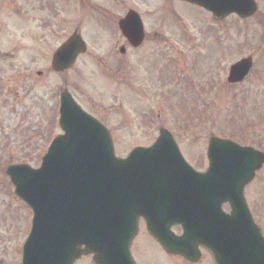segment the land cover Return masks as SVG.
<instances>
[{"label":"rangeland","instance_id":"obj_1","mask_svg":"<svg viewBox=\"0 0 264 264\" xmlns=\"http://www.w3.org/2000/svg\"><path fill=\"white\" fill-rule=\"evenodd\" d=\"M90 1L102 3L88 8L86 13L89 14H84L81 31L88 51L67 71V86L84 108L111 128L117 154L125 156L136 144L152 143L161 123L177 135L183 154L198 170L207 168L206 146L213 135L232 138L244 145H260L264 149V0H257L260 11L256 15L239 21L236 16H231L223 22L221 29L203 8L175 0H86V7ZM48 3L51 4L47 5L49 11H45L49 19L46 25L38 27L40 19L27 18H35L38 14L24 13L26 16L22 17L28 26L37 25L36 28L34 26L37 37H45L40 36L39 31L49 33L51 50H55L78 24V17H75L78 1L48 0ZM129 9L141 14L147 35L142 47L133 52V57L115 52L122 40L116 44L119 31L116 25L113 27L111 18L112 15L117 20L115 17H123ZM60 11L65 12L60 15L66 19V26L63 30L59 29L58 24L52 31L50 25L55 23L53 15ZM13 14L12 2L0 0V49L14 51V65L18 66V72H22L25 64L31 66L34 60L46 61L50 46L33 42L32 48L25 49L20 57V46L30 37L25 32L16 33L11 28L9 18ZM79 17H82L80 9ZM13 22L16 27L20 26V21ZM154 31L158 35H153ZM28 32H31L29 28ZM190 53V67L182 73L181 64L187 67L186 60ZM248 55L259 60L252 74L241 84L227 83L223 74H227L231 64ZM175 57H180L181 62ZM129 58L138 60L132 63V74L138 69L146 84L138 83L131 75L130 80L143 88L152 82L153 86L157 85L155 89L143 90V95L129 93L126 89V81L129 80L126 78L122 83L121 77L124 76L121 70H126V59ZM20 61L26 63L22 65ZM39 62L41 64L35 66H41L44 77H34L33 96L26 94L32 80H20L23 83L18 84L20 93L25 91V100L26 97L28 100L46 97L37 101L38 107L32 111L34 122L28 117L24 122L27 129L24 127V130L16 132L24 133L25 140L32 139L28 151L33 153L29 162L34 167L40 166L42 155L46 153L51 140L62 132L55 126L58 111L52 100L58 90L54 88L62 81L55 78L54 73L51 74L50 65ZM180 99L184 100L183 114L187 113L189 120H192L190 128L186 126V119L185 122L181 120L182 112L176 110ZM13 112L12 121L16 123L17 116L22 112L20 109ZM149 117L152 121H148ZM153 120H158V123ZM2 134L5 135V132ZM23 149L24 155H27L26 146ZM10 196L6 192L0 195V264H20L21 251L33 217L28 205ZM248 199L264 230V169L249 189ZM225 209L228 207L225 206ZM176 231L180 232L178 229ZM140 236L145 238L146 234ZM143 244L148 246L146 253L158 255L159 264H191L184 260L166 262L160 257L162 252L150 242ZM141 255L146 261V258H150L144 253ZM81 264L91 263L85 260ZM199 264L212 262L205 260Z\"/></svg>","mask_w":264,"mask_h":264},{"label":"water","instance_id":"obj_2","mask_svg":"<svg viewBox=\"0 0 264 264\" xmlns=\"http://www.w3.org/2000/svg\"><path fill=\"white\" fill-rule=\"evenodd\" d=\"M189 1L219 17L256 10L254 0ZM120 26L132 43L142 42L143 25L135 11ZM84 51L85 42L74 35L55 53L54 68L70 67ZM250 67V58L239 61L229 80H242ZM60 123L65 133L53 140L40 168L8 169L17 194L34 210L23 264H73L88 253L99 264H136L130 246L140 216L169 252L195 260L202 245L217 264H264V236L244 195L264 163L263 152L213 137L210 167L197 172L162 129L152 146L117 157L109 130L66 90ZM227 202L231 213L222 209ZM175 224L183 226L182 235L170 230Z\"/></svg>","mask_w":264,"mask_h":264},{"label":"flooded vegetation","instance_id":"obj_3","mask_svg":"<svg viewBox=\"0 0 264 264\" xmlns=\"http://www.w3.org/2000/svg\"><path fill=\"white\" fill-rule=\"evenodd\" d=\"M12 2L13 5V10L15 14H13L12 17L9 18L10 20V26L12 29H14V32L16 33H22L25 32L26 35L30 37L31 40H34L36 33H34V26L36 28V24L34 26H28L26 20L24 17V13H27L28 15L30 14H38L37 17L32 18V17H27L28 19H36L39 22L38 27H42L47 24V21L49 20L47 17V13L45 15V11L47 9V5L51 4L48 3V0H9ZM82 9V6L80 7ZM260 11V6H258V10L255 14H257ZM27 15V16H28ZM56 15V13L54 14ZM26 16V15H24ZM58 15L55 17L57 18ZM14 21H20V26L16 27ZM51 26V25H50ZM28 28L31 30V32H28ZM59 29H63L59 25ZM27 30V31H26ZM64 30V29H63ZM119 31V29L117 28ZM46 31H39V35L41 36H50L49 33L46 34ZM48 32V31H47ZM51 32V31H49ZM53 33V32H52ZM0 34L1 33V24H0ZM119 38L116 40L117 44L119 43L120 40H122L121 46H123L126 49V53H130L133 56L135 55V52L137 49L141 48V46L134 47L132 46L129 41L121 34L119 31ZM124 53V55H126ZM14 52L12 51H3L0 49V195H11L10 197L13 199V185L11 183L10 177L6 174V167L13 164V163H19L22 162L24 156H30V152L28 151L31 147V140H25L22 134H17L16 132L20 129L24 128L25 130L27 129V126L24 125V122L27 120V118H30V121L34 122V114L32 115V111H34V102L33 98L28 100V97H26L25 100V91L23 93H20V87L19 83L22 84V81L25 80H32L31 83L27 86L26 89V94L29 96H33V90H34V85L36 83V80H34L33 74H28V66L25 64L26 62L20 61V63L24 65L25 69H23L22 72H18V66L14 65ZM126 78L129 81H126L128 83V89L132 90L134 93L140 94L142 93L143 90H145L142 86L136 84L133 82H130L132 80L130 77V65L129 61H126ZM59 76L63 78L65 75L64 72L62 73H57ZM42 75V74H41ZM66 77V75H65ZM22 80V81H20ZM66 85V84H65ZM63 85H58L54 90L58 89L56 94L54 95V100L56 104L60 102V95L61 91L63 89ZM142 88V89H141ZM59 105V104H58ZM20 109L22 114H19L17 116L16 123H13L11 115L14 114V110ZM18 114V113H16ZM34 123L30 126L33 128ZM23 129V130H24ZM2 132H5V135H1ZM26 146V152L27 155H24L25 150L23 149ZM32 152V151H31ZM17 155H20L19 157H16ZM4 194H3V193ZM142 231V230H141ZM140 235V234H139ZM139 235L135 238V240L132 243V251L134 254V257L137 261L138 264H159V260L157 258L156 253H146V244H143L144 241H139ZM149 242L153 247L156 249H160V246L157 244V242L149 237ZM146 243V242H145ZM149 245V243H148ZM201 257L193 262V261H188L182 256L179 255H174V254H169L166 253L165 251H162V257L164 261L166 262H176V261H181L184 260L188 263H201L202 261L209 260L208 253L205 251H202ZM137 253L142 256L141 254L144 253L146 255H149L150 258H146L147 261L139 256H137ZM89 260L91 264H96L93 256H82L79 259L75 261L74 264H81L83 261ZM3 262V261H2ZM1 262V263H2Z\"/></svg>","mask_w":264,"mask_h":264}]
</instances>
